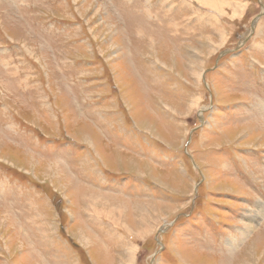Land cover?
Wrapping results in <instances>:
<instances>
[{
  "label": "rangeland",
  "instance_id": "1",
  "mask_svg": "<svg viewBox=\"0 0 264 264\" xmlns=\"http://www.w3.org/2000/svg\"><path fill=\"white\" fill-rule=\"evenodd\" d=\"M208 1L0 0V264H264V0Z\"/></svg>",
  "mask_w": 264,
  "mask_h": 264
},
{
  "label": "bare ground",
  "instance_id": "2",
  "mask_svg": "<svg viewBox=\"0 0 264 264\" xmlns=\"http://www.w3.org/2000/svg\"><path fill=\"white\" fill-rule=\"evenodd\" d=\"M199 1H201L202 3H207L206 2V0H199ZM208 1V0H207ZM222 1V3H223V0H221ZM221 1H220V3H221ZM209 2V1H208ZM211 2H212V0H211ZM213 3V2H212ZM208 5H210V2H209V4ZM219 6H221L220 4H219ZM211 8H212V6H211ZM219 8V7H218ZM215 13V12H214ZM255 117H258V118H261L262 119V123L264 124V115H262L258 110H255ZM261 163H264V161H261ZM261 163H257L258 164V166L261 164ZM258 169H260L259 167H258ZM260 170H262V169H260ZM263 171V170H262ZM263 173H264V171H263ZM264 193H262V195H263ZM261 195V196H262ZM253 197V196H252ZM253 199H255V200H257L256 198H254L253 197ZM253 199H251V205H250V203L248 202V201H246V202H248L249 204H248V208L247 209H249L250 210V215H251V220L252 221H248L247 222V224L246 225H244V227H245V230L247 231V233H248V231L249 232H251L252 231V229L254 228L253 226L254 225H261L260 227H262V226H264V209H262L261 207H258V206H255V204H253ZM261 199H264V198H261ZM259 203H262V204H264V202H262V201H259ZM254 233V232H253ZM237 241V240H236ZM259 241V240H258ZM258 241H256V243H258ZM256 243H254V245L256 244ZM214 249L215 250H219V249H221V248H218V247H214ZM214 251V250H213ZM224 258H225V260H226V258H227V255H224ZM222 260H224V259H222Z\"/></svg>",
  "mask_w": 264,
  "mask_h": 264
}]
</instances>
